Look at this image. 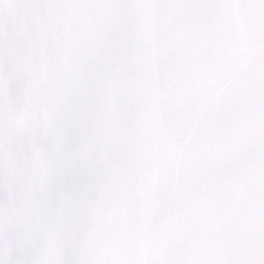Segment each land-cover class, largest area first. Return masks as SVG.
I'll return each mask as SVG.
<instances>
[{"label":"snow or ice","instance_id":"6c2138e0","mask_svg":"<svg viewBox=\"0 0 264 264\" xmlns=\"http://www.w3.org/2000/svg\"><path fill=\"white\" fill-rule=\"evenodd\" d=\"M0 264H264V0H0Z\"/></svg>","mask_w":264,"mask_h":264}]
</instances>
